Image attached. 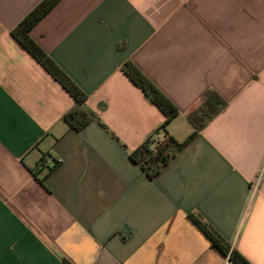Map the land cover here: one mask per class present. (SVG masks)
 Masks as SVG:
<instances>
[{
    "label": "crops",
    "instance_id": "obj_1",
    "mask_svg": "<svg viewBox=\"0 0 264 264\" xmlns=\"http://www.w3.org/2000/svg\"><path fill=\"white\" fill-rule=\"evenodd\" d=\"M40 1L0 0V264H232L189 213L264 264V0H60L30 36L106 127L80 131L62 120L72 98L10 35ZM127 61L179 110L178 142L206 91L227 103L153 179L130 153L164 117ZM42 157L59 161L43 185Z\"/></svg>",
    "mask_w": 264,
    "mask_h": 264
},
{
    "label": "trees",
    "instance_id": "obj_2",
    "mask_svg": "<svg viewBox=\"0 0 264 264\" xmlns=\"http://www.w3.org/2000/svg\"><path fill=\"white\" fill-rule=\"evenodd\" d=\"M60 0H41L26 16H24L12 29L11 37L37 62L72 98L74 106L67 111L63 122L72 130L80 131L88 122L95 120L104 129L93 111L87 109L85 102L87 95L55 64V62L31 38V29L45 16ZM121 72L138 90L143 98L154 106L163 115L164 121L144 142L130 153L133 163L149 177L155 178L165 165L170 162L178 151L220 112L227 103L215 91L209 90L201 95L197 107L186 115V120L191 126V133L185 141L178 142L167 133L169 124L178 116L177 107L171 103L151 81L133 64L125 62ZM101 107H103L101 105ZM53 166L47 165L46 157L31 170L37 181L43 185L46 176L53 170L59 161L53 160ZM188 219L199 228V231L209 240L211 249L219 255L226 257L232 264H251L242 254L220 236L216 229L208 224L199 214L189 213Z\"/></svg>",
    "mask_w": 264,
    "mask_h": 264
},
{
    "label": "built area",
    "instance_id": "obj_3",
    "mask_svg": "<svg viewBox=\"0 0 264 264\" xmlns=\"http://www.w3.org/2000/svg\"><path fill=\"white\" fill-rule=\"evenodd\" d=\"M256 186V185H255Z\"/></svg>",
    "mask_w": 264,
    "mask_h": 264
}]
</instances>
